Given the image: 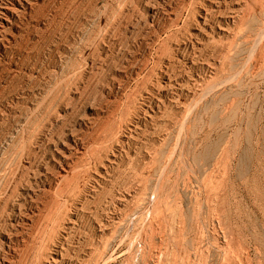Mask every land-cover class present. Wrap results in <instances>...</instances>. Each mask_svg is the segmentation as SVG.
Masks as SVG:
<instances>
[{"label":"rangeland","instance_id":"374dc122","mask_svg":"<svg viewBox=\"0 0 264 264\" xmlns=\"http://www.w3.org/2000/svg\"><path fill=\"white\" fill-rule=\"evenodd\" d=\"M21 1L0 40V264H264V8L218 36L215 0ZM99 138L50 221L55 156Z\"/></svg>","mask_w":264,"mask_h":264},{"label":"bare ground","instance_id":"6f19581e","mask_svg":"<svg viewBox=\"0 0 264 264\" xmlns=\"http://www.w3.org/2000/svg\"><path fill=\"white\" fill-rule=\"evenodd\" d=\"M31 0H25V2H27L28 6H30V8L33 6H31ZM216 2L215 3H211L209 5H205L203 7V12H200V16H202V27L205 29V27H208L209 29H211L212 32L216 33V35L220 36V35H223V34H227L229 33V30H226L225 29V26L227 27H230L231 24L232 25H237L239 24V22H244V19L245 17L247 16H251V14H254V12H258L257 9H261L262 12H263V8H264V0H215ZM34 3V2H33ZM20 8H22L23 10H27V6L21 1V0H0V40H4L5 38H2V36H4L5 34V29L8 27V25H11L13 24V20H15V17L19 16V12H20ZM29 8V7H28ZM230 10L232 12V17H231V20L228 19V21H226V23H223V20H221V17L218 18V15L217 13L220 12V11H223L225 10L226 11ZM256 11H255V10ZM254 10V12H253ZM27 13V12H26ZM114 13V12H113ZM194 13V12H193ZM222 12H220L219 14H221ZM229 13V12H228ZM255 13V14H256ZM3 16H5L6 19L5 22H3ZM191 16V15H190ZM217 16V17H216ZM222 16V15H221ZM20 17V16H19ZM24 18V17H23ZM191 18V17H190ZM246 19V18H245ZM248 19V18H247ZM241 22V23H242ZM250 22V21H249ZM8 23V25H6ZM226 24V25H225ZM12 26V25H11ZM224 26V27H223ZM232 27V26H231ZM230 27V28H231ZM200 28V27H199ZM200 31V30H199ZM207 34L209 35L208 31H206ZM205 32V33H206ZM246 33V32H245ZM248 34V33H247ZM256 34V33H254ZM259 38V37H258ZM262 39V38H261ZM260 41V40H259ZM261 53H264V44H262L261 46ZM263 55V54H262ZM259 60H261V57L259 58ZM259 62V61H258ZM76 73V72H75ZM73 76V75H71ZM167 83V82H166ZM170 80L168 81L167 84H170ZM54 86V85H53ZM58 87V86H57ZM60 87V86H59ZM137 87V86H136ZM55 89V88H54ZM53 89V90H54ZM59 89V88H58ZM58 91V90H57ZM56 91V92H57ZM52 92V91H51ZM163 92V89L162 87L161 88H157L155 89L154 93L148 97V100L150 103H153L155 104V99H156V96L158 97L159 95H161V93ZM190 92V91H189ZM188 92V93H189ZM197 92V91H196ZM50 94V92H49ZM52 95V94H50ZM49 96V95H48ZM183 96V95H182ZM54 97V95L52 96V98ZM56 97V95H55ZM195 97V96H194ZM49 98L46 96V98L44 99V101L36 106L34 109L37 111L41 110V109H44V106L45 107H48L47 106V103L51 101H53L55 98ZM185 100V99H184ZM40 102V101H39ZM148 102V104H149ZM184 103V102H183ZM38 104V103H37ZM147 104V105H148ZM50 107V106H49ZM31 108V107H30ZM148 109V108H147ZM144 110V109H143ZM35 112V113H36ZM46 112V111H45ZM48 112V111H47ZM143 112V111H142ZM33 113V112H32ZM34 113V114H35ZM148 113V112H147ZM30 115V114H29ZM36 116V114H35ZM29 117V116H28ZM36 119V118H35ZM57 119V118H56ZM55 119V120H56ZM33 121V120H32ZM31 122V121H30ZM34 122V121H33ZM29 126V125H28ZM120 127V126H119ZM113 130V129H112ZM112 133V132H111ZM110 133V134H111ZM129 133V132H128ZM48 134V133H47ZM105 134V133H104ZM113 135V137H115L116 135H119V136H122V129L121 127L120 128H117L116 132L113 131V133L111 134ZM32 136V135H31ZM110 136V135H108ZM27 137V136H26ZM112 137V136H110ZM107 138V137H106ZM105 138V139H106ZM19 139V137L17 138ZM29 139V138H28ZM100 139V138H99ZM96 140L94 139L95 141L93 143H90V144H87V145H83V146H79L77 143H76V146H77V149H76V153H74L70 148L72 147H69V151L67 150H60L57 151L59 152L60 156H55L54 160H57L58 163L61 165V172H60V179L59 181L56 183V184H49L48 188H47V193H49L48 195L50 196V202L52 203L51 207L48 208V218L49 220H53L59 210L61 209L60 206L62 205V200L60 201V197H64L65 198V195L69 194V196L73 197V196H76L78 194L81 193V188H82V184H81V181H80V177L82 174H80L81 170L79 169V166L76 164L74 160V157L73 156H84L85 154H89V152H92L94 153L95 155L97 154L98 155V152H100V148H98V146L100 145L101 142V139L100 140ZM110 139V138H109ZM107 139V140H109ZM123 142H126L129 137L128 136H124L121 138ZM104 140V139H102ZM17 141V140H16ZM22 142L24 140H21ZM56 141V140H55ZM19 143V142H18ZM52 143V142H51ZM104 143V141H103ZM26 144V142L24 143ZM72 144V143H71ZM85 144V143H83ZM126 144V143H125ZM20 145V144H19ZM28 145V144H27ZM26 145V146H27ZM68 145V144H67ZM108 145V144H107ZM24 146V145H23ZM30 146V144L28 145ZM27 146V147H28ZM17 147V146H16ZM22 147V146H21ZM20 147V148H21ZM25 148V146H24ZM19 150V149H18ZM51 152V151H50ZM50 154V153H49ZM21 158V157H20ZM81 158V157H80ZM21 160V159H20ZM98 160V159H97ZM19 161V160H18ZM112 163V162H111ZM89 164V163H88ZM155 165V164H154ZM24 167H26V165H22V167H18L19 169L16 171V173L18 175H22L23 171H24ZM28 168V167H27ZM82 168V167H81ZM166 170V169H165ZM13 173V172H11ZM105 173V172H104ZM147 173V172H146ZM16 174V175H17ZM44 176V175H43ZM87 176V175H86ZM10 177V175L8 176ZM12 177V176H11ZM10 177V178H11ZM9 178V179H10ZM8 180V179H7ZM96 180V179H95ZM11 181V180H10ZM12 183V182H11ZM52 183V182H51ZM99 183V182H98ZM14 184V183H13ZM90 185V184H88ZM12 186V184H11ZM10 186V187H11ZM13 187V186H12ZM11 187V188H12ZM85 187V188H84ZM84 189L86 190V187H87V184H84ZM162 187V186H161ZM9 188V187H8ZM10 190V189H8ZM7 190V191H8ZM13 191V189H12ZM94 192V191H93ZM159 192V191H158ZM6 193V192H5ZM8 195V192L6 193ZM59 197H58V196ZM1 196V195H0ZM11 197V195H10ZM2 201V200H1ZM0 201V202H1ZM66 202V201H65ZM157 202V201H156ZM67 204V202H66ZM77 206V205H76ZM156 207V206H155ZM41 215V214H40ZM63 222V221H62ZM57 224V223H56ZM59 224V223H58ZM49 225V224H48ZM59 229V228H58ZM53 231V230H52ZM56 231V230H55ZM60 231V230H59ZM41 232V231H40ZM178 233V232H177ZM8 234V233H7ZM12 234V233H11ZM52 234V233H51ZM56 234V233H55ZM54 234V235H55ZM58 235V234H56ZM52 236V235H51ZM51 240V239H50ZM38 241V240H37ZM40 241V240H39ZM41 242V241H40ZM52 244V243H51ZM45 250V249H44ZM13 252V251H12ZM47 252V250H46ZM49 252V251H48ZM101 253V252H100ZM239 253V252H238ZM46 254V253H45ZM48 256V255H47ZM46 259H49L48 257ZM43 260V259H42ZM53 261H58V258H54L52 259ZM48 261V260H47ZM240 261V260H239ZM51 264V263H50ZM57 264V263H56ZM243 264V263H242Z\"/></svg>","mask_w":264,"mask_h":264}]
</instances>
